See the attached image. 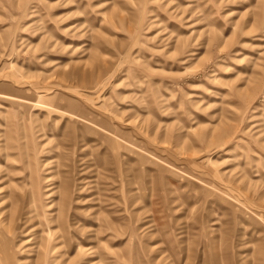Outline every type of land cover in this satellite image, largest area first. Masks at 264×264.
I'll use <instances>...</instances> for the list:
<instances>
[{
    "label": "rangeland",
    "instance_id": "374dc122",
    "mask_svg": "<svg viewBox=\"0 0 264 264\" xmlns=\"http://www.w3.org/2000/svg\"><path fill=\"white\" fill-rule=\"evenodd\" d=\"M0 264H264V0H0Z\"/></svg>",
    "mask_w": 264,
    "mask_h": 264
}]
</instances>
